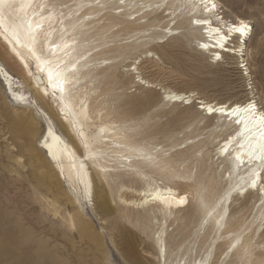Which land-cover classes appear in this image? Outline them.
Here are the masks:
<instances>
[{"label":"rangeland","instance_id":"1","mask_svg":"<svg viewBox=\"0 0 264 264\" xmlns=\"http://www.w3.org/2000/svg\"><path fill=\"white\" fill-rule=\"evenodd\" d=\"M113 1L118 0H110ZM151 1H137L136 5L132 2L129 10H140L131 18L149 10ZM216 1L220 15L230 20L239 16L252 28L245 44L243 62L224 54L222 60L208 65L192 49L195 42L180 35L183 29L176 30V35L170 37L168 28L176 21L175 15L159 8L141 19H149L153 24L149 30L137 33L132 28L125 29L117 38L122 43L138 36H143V40L154 30L159 33L155 40L159 47L152 43L143 44L121 58L102 62V65H116L99 75L91 95L95 102L103 100L105 109L101 117L96 116L98 123L116 121L130 125L134 120L147 118L148 131L134 138L142 145L156 146L153 151L163 149L166 157L176 161L173 168L180 176L175 179L179 182L177 184L167 182L157 173L152 177L158 184L166 183L187 196L193 186L184 184H191L192 177L197 174L202 179L214 178L220 191V158L215 155V149L225 134L220 135L219 128L213 132L217 119L197 109V98L228 103L254 100L264 112V49L261 48L264 0ZM122 2L119 0V4ZM158 4L154 3L153 7ZM143 50L157 54L147 56ZM135 56L137 70H133L136 65L131 63ZM110 57L111 54L101 55V58ZM0 63L16 77L19 89L28 101L27 106L13 101L0 77V264H105V261L108 264H136V259L147 256L152 259L156 254L155 238L160 229V216L157 214L156 219L147 220L141 217L145 213L139 208L126 206L117 197L122 194L125 198L135 197L134 189L145 187L144 183L126 181L128 190L113 187L106 197L92 189L89 200L77 195L79 203L72 202L70 197L76 193L75 186L57 180L56 173L47 166L43 152L36 146L46 117L60 130L48 106L50 96L40 99L35 94L28 77L13 63L1 44ZM238 64L246 65L239 67ZM140 78L175 91L192 92L194 97L190 103L186 100L165 101L160 90L144 86L139 82ZM128 133L133 134L131 128ZM184 170L189 171L190 178L181 176ZM256 196L252 191L245 195L243 202L242 193L234 195L232 202V220L243 224L242 229L254 221L250 226L253 230L251 258L246 263L243 257L238 264H250L255 258L258 262L264 260V219L255 220L259 204ZM101 204H105L108 210L101 211L98 206ZM203 216L197 206L190 204L166 221L165 244L171 260L178 261L187 248L192 252L199 248L198 254L202 256L206 249L210 251L220 243V230L204 233L202 227L195 236L192 225L202 224ZM122 226L129 230V236L122 233ZM231 250L225 245L219 247L220 261L228 254L227 259Z\"/></svg>","mask_w":264,"mask_h":264},{"label":"bare ground","instance_id":"2","mask_svg":"<svg viewBox=\"0 0 264 264\" xmlns=\"http://www.w3.org/2000/svg\"><path fill=\"white\" fill-rule=\"evenodd\" d=\"M137 1L141 0H123L120 4L119 0L113 2L110 0H0V44L13 63L23 70L24 76L28 77L35 94L40 99L50 96L51 102L48 106L60 130L46 117L43 132L36 146L43 152L47 166L56 173L57 180L60 183L61 180H65L75 186L76 193L70 197L72 202L79 203L77 195L89 200L92 189H96L102 197L104 195L106 197L108 190L113 187L128 190L129 187L125 186L126 181H142L145 187L134 189L135 197L125 198L123 194L117 196L124 205L139 208L145 213L141 217L152 220L156 219L158 214L161 219L160 229L155 238V256L152 259L148 256L139 257L141 259H136L135 263L152 261L153 264H200L209 253L207 249L202 256H199V248L194 252L187 248L184 252L186 257L181 256L178 261L171 260L166 250V221L173 219L185 206L177 204L176 201L187 195L166 183L158 184L152 175L157 173L167 182L179 183L175 180L179 175L173 168L176 161L169 159V156L166 157L163 149L153 151L156 146L142 145L135 139L138 134L128 133L130 127L125 122L98 123L96 116L101 117L105 108L103 100L95 102L91 95L99 75L116 65L112 63L102 65V62L121 58L128 51L143 44L152 43L158 46L155 40L159 37V33L154 30L143 40V36H138L122 43L118 42L117 38L120 31L125 29L132 28L137 33L149 30L153 24L149 19L144 21L141 19L159 8L167 14L175 15L176 21L168 28L170 37L176 35L174 33L176 30L183 29L180 35L195 42L192 49L208 65L222 60L224 54L228 58H238L241 59L238 62H243L245 44L252 28L250 26L243 34L229 31L233 27H239L241 21L248 22L239 16L230 20L220 15L216 0H153L149 10L141 16L131 18L140 9L130 11L132 7L129 6L132 2L136 5ZM154 3L159 4L154 8ZM213 4L216 5L215 8L212 7ZM109 42L113 43L109 45ZM65 43H74V47L69 49L67 54L62 48ZM144 52L151 56L157 54L152 50ZM105 53L111 54L112 57L101 58ZM136 59L137 57L133 62L130 61L132 65L138 64ZM73 64L77 65L75 69L72 67ZM238 65L240 67L246 64ZM137 69V65L134 66L133 70ZM57 71L61 73L59 79L55 78ZM50 72L53 73L52 80L49 79ZM68 72H72L73 75H68ZM112 75L114 76V72ZM0 77L11 99L21 106H27V97L19 89L18 80L1 63ZM140 79L139 82L144 86L160 90L161 97L165 101L186 100L190 103L194 97L192 92L175 91ZM196 103L197 109L217 119L213 125V132L216 133L219 128L220 135L225 134L215 149V155L220 158V191L216 188L214 178H203L212 185V189L205 194L208 209L204 211L210 212L211 215L203 216L204 233L208 230L215 229L216 232L220 230V243L210 250L212 259L214 264H238L244 257V261L248 263L252 254L253 239V230H250V226L254 221L242 229L243 224L232 220L231 214L234 209L231 206L234 195L243 193L244 202L245 195L254 191L259 203L255 220L264 219V180L253 175L254 172L259 173L261 169L257 167L258 161L249 164L247 155L250 142L257 144L264 139L261 137L264 127L257 126L251 119L252 113H245L243 109L249 103H253L256 106L255 116L259 117L264 112L257 107L254 100L228 103L197 98ZM208 107H212L214 111L209 113ZM233 108L240 111L232 114ZM215 109H223V111H215ZM238 155L239 160H237ZM222 168L225 170L223 171ZM181 176L190 178L191 174L184 170ZM252 179L257 181L255 187L252 186ZM222 182L223 187H221ZM184 185L189 187L192 184ZM213 203L222 206L213 208ZM104 205H98L101 211L108 210ZM217 221L222 226H219ZM259 225L258 223L257 227ZM240 228L241 231L238 232ZM246 230L248 232L244 233ZM121 231L125 233L124 235H130L129 230L123 226ZM236 238L240 241L239 244H236ZM223 245L232 250L227 259L228 254L220 261L218 249ZM250 264H259L258 258Z\"/></svg>","mask_w":264,"mask_h":264},{"label":"snow or ice","instance_id":"3","mask_svg":"<svg viewBox=\"0 0 264 264\" xmlns=\"http://www.w3.org/2000/svg\"><path fill=\"white\" fill-rule=\"evenodd\" d=\"M213 8L216 7L215 4L212 5ZM205 10H207V6L205 5ZM197 23H199V21H197ZM250 28V24L246 23L244 21L240 22V26L239 27H233L231 29H229V31H233L236 33H246L247 30ZM19 41H17L18 43ZM74 47V43L73 44H63L62 48L63 51L67 54L69 52V49H72ZM221 47H223V45H221ZM261 48L264 49V41L261 42ZM71 62V61H69ZM73 69H75L77 67L76 64L72 65ZM68 75H73L72 72H68ZM61 77V73L59 71H57L55 73V78L59 79ZM49 79L52 80L53 79V73H49ZM63 84V82L61 81V85ZM62 90V88H61ZM255 109L256 106L253 103H249L247 105V107L245 109H243V111L245 113H252V117L251 119L253 120V122L259 126V127H264V113H262L259 117L255 116ZM207 111L209 113H212L214 111V109L212 107H208ZM215 111H223V109H215ZM238 111H240L239 109H232V114H236ZM129 127L131 128V130L133 131L134 134H139L140 136L144 135L147 131H148V127H149V122L147 120V118L145 119H137L131 122V124L129 125ZM261 137H264V132L261 133ZM147 147V145H145ZM247 155L249 157V164H253L256 163L258 161L257 167H259L261 169V171L259 173H253L254 176H259L260 179L264 180V139H262L259 143L257 144H253V143H249L248 145V151H247ZM240 159V156H237V160ZM256 179H252V186L255 187L256 186ZM191 184L193 185V189L192 191L189 192L187 197H181L179 200L176 201L177 204L179 205H190L193 204L195 206H197L201 212L206 215V216H210L211 213L208 211H204L206 209H208V200L205 196L206 193H208L211 189H212V185L209 184V182L207 180H203L201 179L198 175L193 176L192 177V181ZM222 205L213 203V208L215 207H220ZM217 224L219 226L220 222L217 221ZM203 225L197 223H194L192 225V228L194 229V234L195 236H198L201 229H202ZM236 244H239V240L238 238H236ZM105 264H108L107 261H105ZM200 264H214V261L212 259V253L211 251H209V253L207 254V257L200 262Z\"/></svg>","mask_w":264,"mask_h":264},{"label":"clouds","instance_id":"4","mask_svg":"<svg viewBox=\"0 0 264 264\" xmlns=\"http://www.w3.org/2000/svg\"><path fill=\"white\" fill-rule=\"evenodd\" d=\"M259 264H264V260L259 261Z\"/></svg>","mask_w":264,"mask_h":264}]
</instances>
